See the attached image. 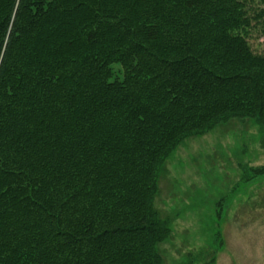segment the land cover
<instances>
[{
	"label": "trees",
	"instance_id": "trees-1",
	"mask_svg": "<svg viewBox=\"0 0 264 264\" xmlns=\"http://www.w3.org/2000/svg\"><path fill=\"white\" fill-rule=\"evenodd\" d=\"M258 2L0 0V264H162L166 157L231 118L264 127Z\"/></svg>",
	"mask_w": 264,
	"mask_h": 264
},
{
	"label": "rangeland",
	"instance_id": "rangeland-1",
	"mask_svg": "<svg viewBox=\"0 0 264 264\" xmlns=\"http://www.w3.org/2000/svg\"><path fill=\"white\" fill-rule=\"evenodd\" d=\"M250 14L258 0H246ZM248 43L263 53L259 25ZM264 127L231 118L185 138L166 157L154 206L170 219L171 234L158 244L162 264H264V175L249 167L264 163ZM219 214L220 216L218 217Z\"/></svg>",
	"mask_w": 264,
	"mask_h": 264
}]
</instances>
